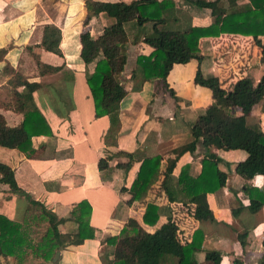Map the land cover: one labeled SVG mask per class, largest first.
<instances>
[{"label":"crops","instance_id":"crops-1","mask_svg":"<svg viewBox=\"0 0 264 264\" xmlns=\"http://www.w3.org/2000/svg\"><path fill=\"white\" fill-rule=\"evenodd\" d=\"M85 1L0 0V47L5 48L0 73L3 69L6 72L3 80L0 78V86L6 84L9 100L7 106L0 103V114L7 125H21L22 115L11 109L8 84L12 69L18 68L28 81L40 84L31 92V100L50 131L31 136L29 154L16 147L0 145V161L12 167L18 186L63 219L58 224L62 233L75 226L73 206L80 200L90 205L88 223L93 229L92 237L57 249L56 263L108 264L112 244L105 239L116 235L128 217L138 219L140 226L136 236L146 240L149 233L166 220L169 209L171 219L180 229L176 234L179 241L189 240L195 228L202 231L203 250L195 253L198 260H203L204 249H216L220 253V264H257L264 249L261 244L264 205L255 211L247 207L236 213L232 211L233 207L248 201L244 183L264 187L263 174L243 179L234 171L235 162L246 155L243 149L210 148L220 158L218 168L226 172L224 186L206 194L214 219L195 216L192 202L183 204L169 200L160 183L167 160L165 154L191 140L190 125L195 115L212 100L209 88L193 81L196 68L205 76L217 75L219 84L226 89L242 76L254 77L252 70L257 73L254 78L257 79L264 69L261 55L264 35L220 32L201 37L199 61L191 58L174 62L164 77L143 79L137 71L133 75L131 71L137 55L151 50L143 41L148 32L146 24L151 21L140 25L128 21L122 37L126 61L119 75L127 90L118 102L117 117L110 120L106 114L94 115L85 73L92 70L96 58L87 63L82 61L79 35L83 31L91 36L99 34L111 19L99 13L85 21ZM166 13L170 25L182 27L207 24L212 18L208 8L192 7V3L184 0L177 1ZM44 23H53L60 29L59 53L38 44ZM33 54L40 61L60 68L49 74H38ZM245 114L247 122L258 121L264 128V112L259 103ZM121 151L129 152L130 156ZM203 152L200 141L192 151L182 152L175 162L173 177L184 163L188 164L190 175H197ZM155 154L160 155L157 173L143 198L125 202L127 193L120 191V187L128 188L141 159ZM100 157L106 158L108 170L98 168ZM127 161L128 165L122 166ZM148 201L160 211L152 225L140 220ZM26 205L23 196L9 193L8 185L0 182L1 215L22 221ZM238 233H243L241 238Z\"/></svg>","mask_w":264,"mask_h":264},{"label":"trees","instance_id":"trees-1","mask_svg":"<svg viewBox=\"0 0 264 264\" xmlns=\"http://www.w3.org/2000/svg\"><path fill=\"white\" fill-rule=\"evenodd\" d=\"M180 0H122L103 1L86 0L84 20L91 15L104 13L111 22L105 24L99 34L91 36L88 31L79 35V56L84 63L94 61L91 71L85 73L90 96L93 102L94 115L106 114L114 120L118 113V102L126 93L124 82L119 75L126 61L125 24L134 21L140 25L151 21L152 32L145 34L143 41L150 45L147 54H138L131 75L137 71L143 79L164 77L174 62H186L191 58L201 59L199 39L215 36L220 32H238L242 34L264 35V0H184L199 7L209 9L211 20L207 24L170 25L166 13ZM60 29L53 23L41 26L39 45L45 50L59 53L58 43ZM262 48V65L264 67V47ZM5 48L0 47V59ZM101 54V56H99ZM38 74H49L60 68L38 59L33 54ZM99 56V57H98ZM8 78L10 87L11 109L22 115L21 125L9 126L0 114V145L16 147L26 154L31 153V136L50 133L49 127L34 106L31 92L40 84L28 81L18 68L12 69ZM5 76L3 69L0 76ZM193 81L209 88L211 102L195 115L191 125V140L180 147L167 151L166 165L160 186L169 200L183 204H194L193 214L202 219H214L208 205L206 194L224 186L226 172L219 169V156L210 148H240L246 152L244 158L234 164V171L243 179L254 175H264V128L257 122H247L245 112L251 106L260 104L264 112V69L254 81L250 76L236 79L229 88H223L217 75H203L199 69ZM21 87V88H20ZM0 103L7 106L3 100ZM204 147L201 156V168L197 175L188 173V164L180 166L175 178L172 175L177 157L184 151H192L196 142ZM121 153L130 156L129 152ZM160 155L144 156L141 159L136 175L128 188L120 187L127 193L125 202L142 199L146 188L154 179ZM128 162L122 163L127 166ZM98 168L108 170L105 157L98 159ZM121 165V164H119ZM0 182L8 185V192L23 196L27 202L22 221H15L0 214V256L13 257L20 261L29 251L34 255L51 261L54 252L67 244H77L84 238L92 237L93 229L88 223L90 205L80 200L72 208L73 226L62 233L58 224L63 220L47 210L42 202L32 198L16 183L13 169L0 161ZM248 201L232 208L234 213L242 207L255 211L264 205V187L244 183ZM160 214L159 207L148 201L140 215L141 222L152 225ZM41 220L45 223L44 231L38 241L29 236V223ZM139 221L130 216L116 235L106 237L112 244L111 258L108 264H220V253L216 249H204L203 260H198L195 253L203 250V233L195 228L189 240L179 241L176 237L180 230L171 219L169 209L166 220L155 227L146 240L137 236ZM243 233H238L241 238ZM264 248V228L261 238ZM45 264H57L56 261ZM239 264V263H235ZM257 264H264V249L259 255Z\"/></svg>","mask_w":264,"mask_h":264},{"label":"rangeland","instance_id":"rangeland-1","mask_svg":"<svg viewBox=\"0 0 264 264\" xmlns=\"http://www.w3.org/2000/svg\"><path fill=\"white\" fill-rule=\"evenodd\" d=\"M192 7H196L199 8L198 6H196L195 4H192ZM151 23L150 24H146L147 29L149 34L152 32V28H151ZM127 28V26H126ZM147 32V34H148ZM254 77H251L253 80H257L259 76H257V79H254L256 76V72L252 70V72H250ZM2 77H4L3 75L0 76V78L2 79ZM3 80V79H2ZM206 87V86H205ZM0 100H3L5 103H9L8 100V89L6 84H3L2 86H0ZM45 228V223L42 222L41 220H37V221H33L31 223H29V236L32 240L34 241H38L44 231ZM55 260L48 261V260H44L42 257L37 256L32 254L31 252H27L24 257L18 261L13 257H0V264H45L46 262H53Z\"/></svg>","mask_w":264,"mask_h":264},{"label":"water","instance_id":"water-1","mask_svg":"<svg viewBox=\"0 0 264 264\" xmlns=\"http://www.w3.org/2000/svg\"><path fill=\"white\" fill-rule=\"evenodd\" d=\"M57 255H58V251L56 250V251L54 252L53 256H52V260H55L56 257H57Z\"/></svg>","mask_w":264,"mask_h":264}]
</instances>
